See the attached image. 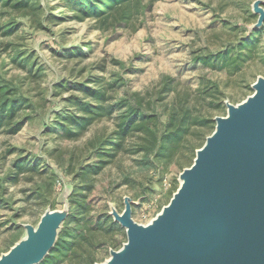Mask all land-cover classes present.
<instances>
[{"label": "rangeland", "instance_id": "rangeland-1", "mask_svg": "<svg viewBox=\"0 0 264 264\" xmlns=\"http://www.w3.org/2000/svg\"><path fill=\"white\" fill-rule=\"evenodd\" d=\"M19 1L0 3V86L7 84L15 88V97L27 99L15 118H25L22 129L11 134L0 128V257L37 233L48 216L45 226L55 228L67 213L73 178L92 162L89 142L102 129L109 133L113 128L115 115L91 123L77 138L53 131L61 115L68 122L69 115L82 114L70 98L95 102L86 87L103 88L107 105L138 93L143 112L155 115L161 125L176 96L187 93L190 106L214 122L211 130L192 129L162 169L141 164V155L121 154L95 177L98 194L109 193L95 202V211L105 203L118 224L115 216L130 205L132 220L148 226L170 203L180 175L193 165L216 119L227 117L229 105L239 106L254 95L256 82L264 79V21L259 20L264 0H157L126 26L105 30L94 20L74 19L59 1L36 0L40 8L33 11L15 8ZM10 22L15 29L4 35ZM247 39L256 45L236 71L202 63ZM165 81L172 93H161ZM18 158H34L37 165L8 182ZM125 177L128 182L117 185ZM63 222L49 234L54 244ZM119 227L104 226L99 240L105 244L96 251L95 264L124 249L127 235Z\"/></svg>", "mask_w": 264, "mask_h": 264}, {"label": "water", "instance_id": "water-1", "mask_svg": "<svg viewBox=\"0 0 264 264\" xmlns=\"http://www.w3.org/2000/svg\"><path fill=\"white\" fill-rule=\"evenodd\" d=\"M260 87L258 102L248 108L252 117L237 113L233 123L221 125L162 218L143 229L130 205L122 221L114 218L129 243L115 264H264V82ZM67 214L68 207L53 229ZM50 217L0 264H39L54 245L53 229L45 226Z\"/></svg>", "mask_w": 264, "mask_h": 264}, {"label": "trees", "instance_id": "trees-1", "mask_svg": "<svg viewBox=\"0 0 264 264\" xmlns=\"http://www.w3.org/2000/svg\"><path fill=\"white\" fill-rule=\"evenodd\" d=\"M11 1L0 0V3L4 2V5H7ZM29 1L16 2L14 7L29 11L35 10L36 7L40 8L36 0H31L30 4ZM55 1L61 2L63 7L74 13V19L94 20L98 29L105 30L119 24L126 26L135 15L149 9L157 0ZM14 29V23L10 22L4 26V35L11 34ZM255 45L256 40L247 39L232 51L223 52L212 59L204 57L202 63L206 65L211 63L213 66L220 63L222 68L236 71L238 64H242L249 57ZM260 61L264 63V53ZM83 90L95 102L70 98L69 102L78 106L82 114L80 116L69 115L68 122L61 115L60 119L55 122L53 131L67 139L77 138L91 123L115 115L113 128L109 133L105 128L102 129L89 142L92 162L80 169L76 174L78 178H73L76 184L73 188V195L69 199L68 214L53 248L39 264H95L97 262L95 253L105 244L99 240L104 226L108 223L110 227H119V225L112 221L105 203L101 204L100 212L95 211V202H102V195L109 194L108 192L98 194L95 189V177L112 164L119 155H141L139 160L141 164L162 169L179 152L192 129L211 130L214 126L213 120L197 113L195 107L190 106V97L187 93L176 96L167 112L166 122L161 125L155 115L143 112L142 100L138 93L133 94L132 99L125 98L107 105L103 88L86 87ZM172 91L173 86L169 81H165L161 93L169 94ZM195 92L202 93L203 91ZM204 99L206 98H203L202 102L205 101ZM26 105L27 99L15 97V88L7 84L0 86V128L4 127L5 131L11 134L22 129L25 118L20 121H15V118L17 112ZM194 150V147L191 148L192 154ZM36 165L34 158H18L12 164L15 175L8 179V182H16L17 175L32 170ZM127 182L128 178L125 177L117 185ZM175 185L170 190L171 194L177 189Z\"/></svg>", "mask_w": 264, "mask_h": 264}, {"label": "bare ground", "instance_id": "bare-ground-1", "mask_svg": "<svg viewBox=\"0 0 264 264\" xmlns=\"http://www.w3.org/2000/svg\"><path fill=\"white\" fill-rule=\"evenodd\" d=\"M264 82V79H259L256 84H255V93L254 95H252L250 98H248L243 104L239 105V106H233L230 105L229 109H228V115L226 118H217V122H216V127L214 132L212 133V135L210 137H208L204 143V145L196 151V155H195V160H194V164L197 162V160L199 159V157L212 145L214 139L219 135L220 133V129H221V125L225 122H234V117L237 113L242 114L245 118H251L252 116L248 113V108L251 107L252 103L258 102V97L259 95L262 93V88L260 87V83ZM192 166V167H193ZM191 167V168H192ZM190 168V169H191ZM190 169H186L184 170V172L180 175V185L179 188L177 189V191L175 192V194L173 195L170 203L163 208V210L161 211V213L150 222V224L146 227H143V229H146L148 227H150L151 225H153L156 221H158L160 218H162L173 206L177 196L179 195L180 191L182 190L184 184H185V178H184V174L185 172L189 171ZM126 215V211L124 210L122 212L121 215H116L115 218L118 221H122L125 218ZM126 231L129 232V230L126 228ZM27 241H24L22 243H20L19 245L15 246L14 248H12L7 254L3 255L0 257V261L2 259H4L5 257H7L10 253L15 252L16 250H18L20 248V246L26 244ZM128 247H129V243L127 242V244L124 246V249L121 250L119 253H113L112 254V258L105 262L104 264H115V262L117 260L122 259L128 251Z\"/></svg>", "mask_w": 264, "mask_h": 264}]
</instances>
